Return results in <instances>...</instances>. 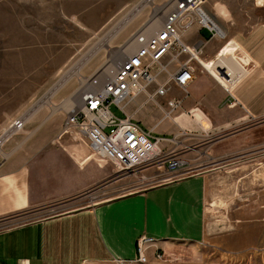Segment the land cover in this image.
Segmentation results:
<instances>
[{
	"label": "crops",
	"instance_id": "obj_1",
	"mask_svg": "<svg viewBox=\"0 0 264 264\" xmlns=\"http://www.w3.org/2000/svg\"><path fill=\"white\" fill-rule=\"evenodd\" d=\"M69 1L86 0H54L57 9L66 12ZM52 3L53 0H0V57L5 50H13L19 64L17 73L31 74V78L22 76L18 81L11 77L12 85L6 87L11 98L18 100V116L12 121L31 111L34 99L56 84L67 65L69 55L61 53L59 45L64 40L52 41V26L29 25V19L36 22V11L47 10L49 14ZM113 4L116 1L107 2L102 9ZM259 10L260 16L243 28L217 22L205 11L220 32L195 26L184 33L183 40L189 46L202 48L200 58L207 61L214 79L193 63L195 79L187 87L181 108L172 113L174 121L162 118L168 99L183 98L184 92L177 87L159 99L164 109L146 107L150 103L139 108L144 96L128 105V111L134 113L133 121L143 130L161 129L166 134L158 136L165 137L177 135L181 128L191 133L178 136L179 145L165 143L164 148L188 159L198 168L195 174L174 175L137 191L76 206L78 197L111 172V164L92 155L86 143L70 135L54 140L61 131L64 113L45 115L41 109L47 106H43L25 122L24 127L30 124L27 129L5 140L0 151V219L44 207L51 208V213L0 229V264H158L171 255L175 245L201 242L205 237L209 182L204 163L208 157L238 150L246 139L264 137V7ZM87 11L96 17L99 8ZM78 13L79 10L77 16L85 21L84 12ZM98 15L97 21L89 23L101 26L108 19L103 12ZM28 34L35 38L38 35L41 40L34 43V39L28 40ZM3 69L7 67L1 63L0 73ZM62 87L55 94L64 93L59 96L60 102L71 93ZM3 106L0 137L7 128L3 129ZM242 120L250 126L233 132L232 127ZM202 128L208 132L206 137L230 131L232 134L201 146ZM187 145L193 148L184 149ZM63 204L67 205L63 206L65 210ZM142 236L155 240L145 263L137 260ZM159 253L163 259L157 258Z\"/></svg>",
	"mask_w": 264,
	"mask_h": 264
},
{
	"label": "rangeland",
	"instance_id": "obj_2",
	"mask_svg": "<svg viewBox=\"0 0 264 264\" xmlns=\"http://www.w3.org/2000/svg\"><path fill=\"white\" fill-rule=\"evenodd\" d=\"M114 1L116 4L110 5L107 9H102V7L107 2L112 3V0L76 1L83 8H79L78 4H75L76 2L69 1L67 3L69 11L66 12L64 9L58 10L53 0L49 14L47 10L40 13L36 11V22L29 19L30 26L39 27L41 23L46 26L51 25L52 41L64 40L63 43H57L61 46V53L66 51L65 53L69 56L66 67L57 77L56 84L44 94L42 93L43 95L40 94L39 96H42L38 100H35L36 97L31 111L23 114L20 118L28 121L43 106L50 108L43 107L41 109L45 115L51 113H64L65 115L64 110L71 108L70 106L64 109L66 104H70L69 99H73L75 104L79 101L76 94L80 87L81 74L85 76L91 74L111 55L114 56L113 58H120V52L124 47L121 46L128 40L131 33L140 29L145 23L147 24L154 13L152 23L162 15L161 9L166 10V6L161 7L165 0L153 1L157 5H161L160 8H154V4H145V0H138L139 2L137 0ZM119 5H121L119 9L113 10L115 6ZM261 7H264V0H207L203 5L205 11L217 22L234 27L239 24L241 28L250 26L252 20L260 16L262 10L259 9ZM93 8H99L96 17L95 14L87 11ZM77 10L80 11L78 15L84 12L82 16L85 21L77 16ZM102 12L104 16L108 17L104 24L99 26V24L89 23L93 19L97 21L98 14ZM161 18L157 20L156 24L155 22L151 23L149 27H152L151 29L159 27ZM210 33L212 34V32ZM33 39L34 43L41 40L38 35L35 38L33 34H28V40ZM119 47L121 48L119 49ZM2 54L0 65L1 63L5 65L7 70L3 69L0 73V87L4 83L5 88L0 90V107L4 105L3 112L6 114L3 125V129L7 127L4 129V139H6L14 131L8 126L18 116L15 107L18 104L15 101L18 100L13 99L14 96L11 98L12 94L10 90H6V87L12 85L11 77L18 81L22 76L31 78V74L17 73L19 64L15 61L16 54L13 50H5ZM59 59L62 60V56ZM62 74L63 76H61ZM208 75L213 78L212 73ZM60 87L62 89L66 87L71 92L62 102H60L61 97L59 96H63L64 93L61 92L59 96V93L55 95ZM31 92L34 93V91ZM29 96H31L30 93H28V99ZM52 97L55 104L51 101ZM30 104L29 100L28 105ZM146 107L158 108L153 102H150ZM111 109L118 116H124L123 112L115 106H112ZM7 114H10V117H7ZM7 118L12 119L8 120ZM29 126L30 124H27L18 132ZM248 126L250 124L242 120V122H238L237 126L232 127V130L234 132L235 129L240 130ZM154 132L157 135L166 134L161 129H155ZM230 134L232 131L221 136L206 137L202 133V140L205 142L221 140ZM205 142L203 141L200 145L204 146ZM204 164L207 165L205 169L209 175L205 208V237L196 244L175 245L171 255L158 261V264H264V137L246 139V143L238 150L216 158L208 157ZM159 171L149 169L138 175L124 176L120 175L116 167L111 164V172L78 197L75 200V203L78 204L76 206L88 204L93 199L117 196L158 184L164 180V176L158 174H163V170ZM145 176L150 178L146 179ZM150 179L156 180L149 182ZM65 204L62 205V210H65L63 206H67ZM50 213L51 208L46 207L39 211L24 210L14 217L0 219V229L35 218H42Z\"/></svg>",
	"mask_w": 264,
	"mask_h": 264
},
{
	"label": "built area",
	"instance_id": "obj_3",
	"mask_svg": "<svg viewBox=\"0 0 264 264\" xmlns=\"http://www.w3.org/2000/svg\"><path fill=\"white\" fill-rule=\"evenodd\" d=\"M206 1L165 0L162 6L153 2L157 8L166 6V10L161 9L160 27H149L154 13L146 25L131 33L128 42L122 45L124 47L120 58L111 55L91 74L85 76L80 73L85 83L78 78L80 87L76 95L79 102L69 110H64L62 128L55 140L70 135L73 140L86 143L92 155L106 160L124 176L138 175L149 169L159 172L163 170L164 175L158 174L164 176V180L172 179L174 175L184 177L195 174L198 168L188 159L164 148L165 143L179 145L181 142L177 137L191 133L181 128L178 136L165 137L156 135L154 128L143 130L133 121L134 113L128 111V105L139 96H144L139 108L153 102L158 108L164 109L158 99L167 96L177 87L184 92L183 98L168 99L162 118L174 121L172 113L181 108L187 97V87L195 79L193 63L196 62L203 70L211 73L206 66L207 61L200 58L202 48L189 46L183 40L184 33L195 26L215 31L205 19L203 5ZM147 30L151 34H147ZM130 41L135 44L133 49L126 46ZM110 63L114 65L113 69L108 68ZM112 106L121 110L124 116L113 112ZM189 114L192 112L189 111ZM24 126L25 121L18 118L8 127H13V134ZM205 130L202 128L201 132L207 135ZM192 148L185 146V149ZM155 180L150 179L149 182ZM154 245L153 238L140 237L137 260L147 262V251ZM157 258L163 259V255L159 253Z\"/></svg>",
	"mask_w": 264,
	"mask_h": 264
},
{
	"label": "bare ground",
	"instance_id": "obj_4",
	"mask_svg": "<svg viewBox=\"0 0 264 264\" xmlns=\"http://www.w3.org/2000/svg\"><path fill=\"white\" fill-rule=\"evenodd\" d=\"M153 1L154 0H145V4H147V5H153ZM154 8H156V6H154ZM168 8V7H167ZM204 11V10H203ZM204 13H205V19H206V21L208 22V24H209V26L212 28V29H215V31H216V33H219L220 32V29H219V27H218V25L215 23V21L204 11ZM162 16V15H161ZM161 16L157 19V20H159L160 18H161ZM157 20L156 21H154L155 22V24H156V22H157ZM153 22V23H154ZM152 23V24H153ZM160 23H161V21H160ZM160 27V26H159ZM159 27H157V28H159ZM153 29H156V28H153ZM222 30V29H221ZM148 31V30H147ZM147 34H151V32L150 31H148L147 32ZM128 42V41H127ZM127 46V48H130V49H133V47H135V44H131V41H130V43L128 44V45H126ZM123 47V46H122ZM109 69H113L114 68V65L113 64H109V67H108ZM107 68V69H108ZM82 77V76H81ZM81 80V82L83 81V78H81L80 79ZM82 83H85V81H83ZM74 94H76V93H74ZM69 101H70V104H66L65 106H64V109H66L67 107H72V106H74L75 105V103H73V99H69ZM79 102V101H78ZM77 102V103H78ZM23 119V118H22ZM25 122H26V120L25 119H23ZM12 128V130H14L13 129V127H11ZM4 136H5V133H4ZM4 136L0 139V148H1V146H2V144H3V142H4Z\"/></svg>",
	"mask_w": 264,
	"mask_h": 264
}]
</instances>
